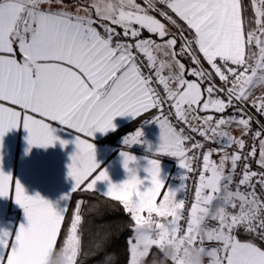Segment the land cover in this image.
<instances>
[{"label":"snow or ice","instance_id":"1","mask_svg":"<svg viewBox=\"0 0 264 264\" xmlns=\"http://www.w3.org/2000/svg\"><path fill=\"white\" fill-rule=\"evenodd\" d=\"M182 57L193 66L186 68ZM258 86L264 89V0H0V197L12 195L27 220L15 233L0 231V264H49L61 250L68 264H77L82 201L57 250L67 202L103 181L104 195L120 202L133 222L129 264H145L153 246L163 256L169 244L177 251L172 264H184L195 248L210 264H264V95L255 94ZM152 110L161 143L148 150L179 161L181 184L164 190L155 158L141 179L130 167L137 157L127 151L121 156L128 178L112 183L94 144L82 137L115 131L116 117ZM21 127L28 133L26 154L57 142L75 145L68 165L74 186L63 205L27 195L3 171V139ZM66 130L74 139L57 135ZM192 134L218 147L203 151L205 143ZM143 136L137 129L123 144L146 143ZM194 164L198 179L188 208L177 197L187 174L197 172ZM145 180L150 186L142 187ZM206 242L215 244L209 249ZM102 248L103 238L84 255ZM102 264H113V257Z\"/></svg>","mask_w":264,"mask_h":264},{"label":"crops","instance_id":"2","mask_svg":"<svg viewBox=\"0 0 264 264\" xmlns=\"http://www.w3.org/2000/svg\"><path fill=\"white\" fill-rule=\"evenodd\" d=\"M137 2L140 3L139 0H137ZM99 30L103 31L102 29ZM117 31L122 30L117 28ZM144 36L148 37L150 34L145 32ZM156 39L158 40V38ZM204 66L207 67L206 64ZM188 78L192 79V77ZM254 91L257 96L264 95V89H261L259 86ZM157 114V110H152L135 119L125 116L116 117L114 120L116 130L132 121H136V123L133 129L120 135L115 142H104L102 140L113 131L107 134L97 133L95 138L82 137L94 144L97 162L102 169L107 170L112 183L119 184L128 178V172L123 167V157L121 156L122 151H127L137 157V163L130 165V167L136 168L137 174L141 179H145V177L148 176V173L144 170L148 167V159L155 158L160 160L161 178L166 183L164 190L167 189V186L176 189L181 184L180 177L183 175L184 170L180 168L179 161L174 157L152 153L155 152L161 143V130L159 126L153 122V117ZM137 129H142L144 133L142 139L146 141V143L136 144L131 147L124 145V137L135 132ZM232 133L233 135L239 136V131L234 127ZM27 135L28 133L22 127L13 129L5 135L2 149L3 171L5 173H10L14 178L18 179L27 195L34 196L38 193L42 198L49 200L54 205L61 206L65 203L63 197L70 194L74 186V181L68 176V165L71 163L70 157L75 151V145L69 143L64 147L57 142L54 147L50 146L46 149L32 147L31 151L26 154V149L28 148L26 141ZM57 135H59L61 139L72 140L76 133L72 130H66L65 132L58 131ZM148 145H151L152 152H149ZM216 147L218 146L213 143L209 146V148ZM212 158L218 161L219 154L214 153ZM147 186L150 185L149 182L145 180V184L142 187ZM107 188V181L97 182V190L94 191L104 195L103 192L107 191ZM164 190H162L161 196ZM181 193L182 192L178 193V199L181 197ZM69 205L70 201L67 202V211ZM21 224L27 225L26 216L23 209L15 203L14 197L12 195L8 198L0 197V231L7 230L15 233L18 231ZM209 224L214 225L215 222L209 221ZM131 237H134V231ZM214 244L215 242H206V247L210 249ZM210 262L211 257L205 256V263L210 264Z\"/></svg>","mask_w":264,"mask_h":264},{"label":"trees","instance_id":"3","mask_svg":"<svg viewBox=\"0 0 264 264\" xmlns=\"http://www.w3.org/2000/svg\"><path fill=\"white\" fill-rule=\"evenodd\" d=\"M140 3L143 0H139ZM178 20V18H177ZM182 24L181 21L178 20ZM188 68L191 64L186 57L180 58ZM206 64V63H205ZM207 66V65H206ZM136 121H132L112 133L105 136L104 142H115L116 139L133 129ZM82 201L83 230L81 233V253L78 255L77 264H102L106 256L113 257V264H128L129 245L128 240L132 236L133 222L130 215L126 213L122 204L113 201L105 195L94 191H80L72 194L70 205L65 217V224L62 226L61 234L57 242V250L63 245V241L70 227L71 217L75 211V205ZM246 233L241 232L239 238H244ZM103 238L102 250L92 255L85 256L90 251V245L96 240ZM162 254L155 246L150 249L149 256L145 258V264H153V260H160ZM167 264H172L169 260Z\"/></svg>","mask_w":264,"mask_h":264},{"label":"clouds","instance_id":"4","mask_svg":"<svg viewBox=\"0 0 264 264\" xmlns=\"http://www.w3.org/2000/svg\"><path fill=\"white\" fill-rule=\"evenodd\" d=\"M163 257L155 261V264H167L177 255L176 245L169 244L163 249ZM184 264H205V254L199 248L190 249V253L183 256ZM49 264H68L66 254L61 250L58 251L49 261Z\"/></svg>","mask_w":264,"mask_h":264},{"label":"built area","instance_id":"5","mask_svg":"<svg viewBox=\"0 0 264 264\" xmlns=\"http://www.w3.org/2000/svg\"><path fill=\"white\" fill-rule=\"evenodd\" d=\"M159 89L161 91V94L163 95L164 93H163L162 86H159ZM164 110H165V113H167L169 111L167 104L164 106ZM229 112H231V110H229ZM170 119H172L173 122L175 123V117L174 116L170 117ZM181 126H183V125L182 124H178L177 125V127H181ZM253 127L255 129L258 126L254 125ZM192 135H194L197 140H200V141L205 143L206 146H205V149L203 151H206L209 148V146L212 144V143L203 141V138L199 137L197 134H192ZM201 161H202V157H201ZM250 163H251V166H252L253 170H257V171L259 170L258 165L255 162V159H252L250 161ZM193 167L197 168V172L196 173H192V174H187L188 178L185 181V189L182 191L181 197H180V198L184 197L185 203H186V207H188V208H190V205H191V203L193 202V199H194V188H195V182L198 179L199 164H194Z\"/></svg>","mask_w":264,"mask_h":264},{"label":"rangeland","instance_id":"6","mask_svg":"<svg viewBox=\"0 0 264 264\" xmlns=\"http://www.w3.org/2000/svg\"><path fill=\"white\" fill-rule=\"evenodd\" d=\"M171 30H172V31H176L174 27H173ZM192 66H193V65L190 64V67H192ZM205 264H208V263H205Z\"/></svg>","mask_w":264,"mask_h":264}]
</instances>
